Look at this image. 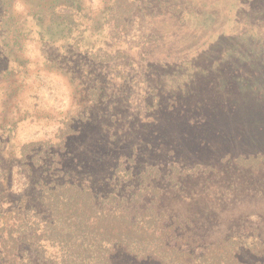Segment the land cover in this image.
Here are the masks:
<instances>
[{"label":"rangeland","instance_id":"obj_1","mask_svg":"<svg viewBox=\"0 0 264 264\" xmlns=\"http://www.w3.org/2000/svg\"><path fill=\"white\" fill-rule=\"evenodd\" d=\"M81 1L97 26L84 45L121 55L47 66L30 43V72L6 78L17 89L0 80V221L22 194L37 202L40 179L67 178L164 213L167 245L193 259L236 236L239 260L264 264V0H136L128 32L103 23L108 0ZM61 118L81 131L64 144ZM36 140L25 166L16 148ZM124 159L132 176L118 182ZM112 259L164 264L122 249Z\"/></svg>","mask_w":264,"mask_h":264},{"label":"trees","instance_id":"obj_2","mask_svg":"<svg viewBox=\"0 0 264 264\" xmlns=\"http://www.w3.org/2000/svg\"><path fill=\"white\" fill-rule=\"evenodd\" d=\"M108 1L102 11L103 23L119 32H128L136 0ZM18 4L22 10L17 9ZM84 6L81 0H0V80L8 83L6 89L15 91L20 77L12 82L6 78L30 72L34 58L23 55L30 43L39 45L42 56L48 58L41 62L47 66L62 60L64 68V59L73 64L75 60H88L86 56L95 62L120 57V53L95 48V44L84 45L88 42V29L97 28L92 8ZM55 44L63 51L58 59H50L45 50ZM14 91L9 90L11 94ZM59 123L61 144L81 132L74 127L78 128V124L72 118H61ZM39 144L41 141L36 140L18 145V160L32 167L29 155ZM242 159L245 164L255 160ZM125 160L116 168L118 182L124 174L132 176ZM143 175L149 178L146 173ZM36 186L39 187L36 203L28 202V196L22 194L9 210L11 215L0 221V264H114L112 256L120 249L136 257L160 259L164 264H246L237 257L240 244L236 236L210 246L196 259L187 251L167 245L174 221L167 223L164 213L152 210L146 203L132 213L127 196L120 199L115 190L99 193L89 183L67 178L50 182L40 179ZM150 186L142 183L143 189ZM141 191L136 194L140 204Z\"/></svg>","mask_w":264,"mask_h":264}]
</instances>
